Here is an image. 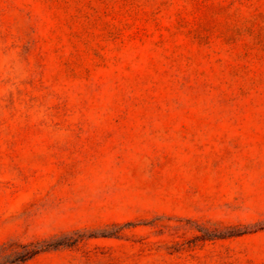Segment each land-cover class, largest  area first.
I'll list each match as a JSON object with an SVG mask.
<instances>
[{
	"label": "rangeland",
	"instance_id": "rangeland-1",
	"mask_svg": "<svg viewBox=\"0 0 264 264\" xmlns=\"http://www.w3.org/2000/svg\"><path fill=\"white\" fill-rule=\"evenodd\" d=\"M0 264H264V0H0Z\"/></svg>",
	"mask_w": 264,
	"mask_h": 264
},
{
	"label": "trees",
	"instance_id": "trees-1",
	"mask_svg": "<svg viewBox=\"0 0 264 264\" xmlns=\"http://www.w3.org/2000/svg\"><path fill=\"white\" fill-rule=\"evenodd\" d=\"M23 248H26L28 250L26 253L25 259H29L41 251L54 248V246L46 244L44 242H40V243L37 242V243H30V244L24 245Z\"/></svg>",
	"mask_w": 264,
	"mask_h": 264
}]
</instances>
